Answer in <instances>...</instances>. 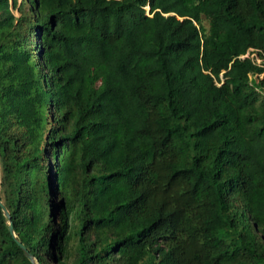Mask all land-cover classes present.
I'll return each instance as SVG.
<instances>
[{
    "label": "trees",
    "instance_id": "obj_1",
    "mask_svg": "<svg viewBox=\"0 0 264 264\" xmlns=\"http://www.w3.org/2000/svg\"><path fill=\"white\" fill-rule=\"evenodd\" d=\"M0 171L38 264H264V0H0Z\"/></svg>",
    "mask_w": 264,
    "mask_h": 264
},
{
    "label": "water",
    "instance_id": "obj_2",
    "mask_svg": "<svg viewBox=\"0 0 264 264\" xmlns=\"http://www.w3.org/2000/svg\"><path fill=\"white\" fill-rule=\"evenodd\" d=\"M0 207H1L2 213L4 214V216L9 221V231H10L14 241L21 248V250L24 252L25 256L31 261L32 264H38L36 257L28 250V248L18 238V235L15 231L14 224L12 221V216L1 200H0Z\"/></svg>",
    "mask_w": 264,
    "mask_h": 264
},
{
    "label": "rangeland",
    "instance_id": "obj_3",
    "mask_svg": "<svg viewBox=\"0 0 264 264\" xmlns=\"http://www.w3.org/2000/svg\"><path fill=\"white\" fill-rule=\"evenodd\" d=\"M147 13H148V8H147ZM16 15L18 16L19 14L16 13ZM256 56H257L256 52H251L250 54H248V57L254 58L255 60H256ZM0 177H1V171H0Z\"/></svg>",
    "mask_w": 264,
    "mask_h": 264
},
{
    "label": "clouds",
    "instance_id": "obj_4",
    "mask_svg": "<svg viewBox=\"0 0 264 264\" xmlns=\"http://www.w3.org/2000/svg\"><path fill=\"white\" fill-rule=\"evenodd\" d=\"M149 12H150V10H149V8H148V14H149ZM251 53V52H250ZM249 53V54H250ZM244 58H250V57H248V54L244 57ZM251 59H254V58H251ZM255 60V59H254ZM256 61L258 62V63H260L261 61L258 59V56H256Z\"/></svg>",
    "mask_w": 264,
    "mask_h": 264
}]
</instances>
